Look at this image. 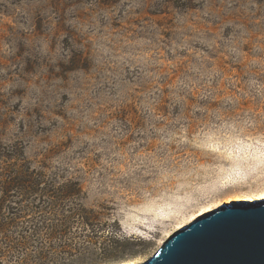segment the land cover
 Returning a JSON list of instances; mask_svg holds the SVG:
<instances>
[{"label":"rangeland","instance_id":"obj_1","mask_svg":"<svg viewBox=\"0 0 264 264\" xmlns=\"http://www.w3.org/2000/svg\"><path fill=\"white\" fill-rule=\"evenodd\" d=\"M261 199L264 0H0V264H143Z\"/></svg>","mask_w":264,"mask_h":264},{"label":"water","instance_id":"obj_2","mask_svg":"<svg viewBox=\"0 0 264 264\" xmlns=\"http://www.w3.org/2000/svg\"><path fill=\"white\" fill-rule=\"evenodd\" d=\"M143 264H264V199L233 201L201 214Z\"/></svg>","mask_w":264,"mask_h":264},{"label":"snow or ice","instance_id":"obj_3","mask_svg":"<svg viewBox=\"0 0 264 264\" xmlns=\"http://www.w3.org/2000/svg\"><path fill=\"white\" fill-rule=\"evenodd\" d=\"M72 56H77V53L73 52ZM61 58L63 59V57ZM45 182L49 184V187L55 193V198L61 202L62 210L71 209L72 212L75 213L78 208L83 209L91 207V200L94 198L93 195L89 193L88 202L81 199L80 197L83 194L79 192L78 185L74 182L72 176L66 175L65 179L60 181L58 184L54 181L47 180V178L45 179ZM69 219H71V217H69ZM60 226L61 225L58 222L53 221L51 223V227L54 231ZM45 255H48L47 250H45ZM53 264H55V261H53Z\"/></svg>","mask_w":264,"mask_h":264},{"label":"trees","instance_id":"obj_4","mask_svg":"<svg viewBox=\"0 0 264 264\" xmlns=\"http://www.w3.org/2000/svg\"><path fill=\"white\" fill-rule=\"evenodd\" d=\"M10 182H8V183H10ZM4 226H6L5 223L3 225L0 224V230H2L4 228Z\"/></svg>","mask_w":264,"mask_h":264},{"label":"bare ground","instance_id":"obj_5","mask_svg":"<svg viewBox=\"0 0 264 264\" xmlns=\"http://www.w3.org/2000/svg\"><path fill=\"white\" fill-rule=\"evenodd\" d=\"M229 204V203H228ZM197 218V217H196ZM189 224V223H188Z\"/></svg>","mask_w":264,"mask_h":264}]
</instances>
